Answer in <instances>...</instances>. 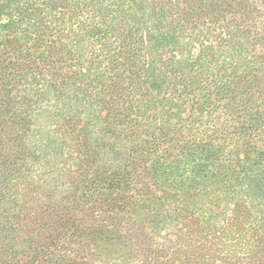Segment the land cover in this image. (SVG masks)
I'll return each mask as SVG.
<instances>
[{"label":"trees","instance_id":"1","mask_svg":"<svg viewBox=\"0 0 264 264\" xmlns=\"http://www.w3.org/2000/svg\"><path fill=\"white\" fill-rule=\"evenodd\" d=\"M42 1L57 3V0ZM116 1L120 0H112V14H119V11L125 8ZM131 1L143 3V0ZM3 2L4 0H0V4ZM86 2L91 5L93 3L91 0ZM103 3H100L102 8ZM107 3L108 1L105 5ZM56 6L54 4L53 7L57 8ZM172 7L173 10L174 7L178 9L179 14H194L201 18L207 16L212 21L235 22L237 20L235 16H241L245 22L234 30L237 32L242 29L243 32L250 33L252 41L260 46L261 56H264V0H174ZM183 10L186 11L183 13ZM99 21L83 18L78 19L77 24L87 31L91 24ZM224 27L227 32L231 30L227 22ZM234 30L232 33H236ZM121 36L116 43L117 46L112 47V52L101 49V58L105 63L101 66V72L94 70L93 75L95 78L106 75L105 90L114 94L112 101H107V105L110 106L108 113L112 123L120 127L113 128V131L109 130V140L111 139L116 147L112 146L115 148L112 150V156L108 159L103 158L101 152H105L106 143L104 139H100L102 143L97 146L100 149L98 157L85 159L93 161L96 166L86 171L88 176H93V186L84 183L88 192L82 195L74 194L73 197H69L68 192H59V188L66 181L69 183L67 191L74 185L71 178L63 180V177L74 169L72 165L65 166L64 160L61 159L63 156L61 151H65L61 150L64 149L63 140H59L60 144L57 143L61 151L52 150L50 154L48 152L46 154V147L51 146L42 142L50 133L49 143L54 140L52 135L64 134V137H67L70 132L61 129L57 124V116L69 123L73 129H77L79 124L76 123V118L79 114L68 113L70 110H66L65 105L55 104L54 109L47 110L46 115L43 112L16 117L12 112L6 116L5 112L10 107L4 97L5 94L0 92V173L5 171L11 175L18 173L12 177L0 178V264H8V259L14 260L15 255L19 253L16 248L9 249L4 245L2 240L5 237L4 231L10 229L16 234L19 230L28 234L37 232L38 228L31 227L30 221L35 224L37 217L43 212L54 216L41 231L46 240L30 238L32 249L28 245L25 250H21L23 254L28 255L25 259L18 258L16 261L20 259V262L17 264H107L102 259L88 257L82 238L87 232L91 236H96L98 234H94L95 232L104 231L103 220L112 216V212L121 219L126 218L125 221L128 223L125 226L126 235L124 234L127 243L122 249L121 247L118 249L121 253L117 256L116 251H112V264H264V204L260 200L254 202L253 198L242 192L240 176L217 179L203 174L196 180L188 173L185 175L174 163L179 153L173 150L183 136V130H186L185 133L188 135L194 128L203 131L201 138L208 136L227 140L236 145L235 148H239L245 156L243 161L240 159L238 161L244 169L241 171L248 173L263 164L260 162L261 157H264V122L261 119L264 115L263 86L256 83L247 97L242 96L247 85L253 83V80L249 79L251 73L242 69L244 64L246 66L249 63L250 57L237 63L232 55L226 68L223 62H218L217 57L212 58L216 61L214 66L216 74L212 75L210 85L219 91L220 87L222 89L221 85L225 84L224 90L240 95L241 101L234 106L243 108L240 109L239 118L235 119L231 112L224 109V105L227 104L213 102L210 99L206 102L204 99L200 100L194 93L191 97L193 102L191 112L185 117L178 114V104L172 100L169 106L165 107L169 97L181 96L176 95L180 91L176 84L166 89H170L169 97L159 98L157 93L151 91L154 89L153 81L148 80L161 73L155 71L160 66L156 62L161 57L157 58L156 62L153 60L154 53L147 48L143 32L138 31L137 25H131L129 28H123ZM48 41L54 42L55 37L48 40L38 30L33 34L14 32L11 36L0 39L1 48L6 52L2 61L7 60L0 69L6 70L12 66V71L28 68L36 71L39 64L31 48L46 45ZM71 52L73 53L61 54L40 66L44 69L51 66L52 70L48 73L52 80L48 85L58 96L66 90L69 91L72 86L80 87L77 83L86 73V66L78 65L85 59L82 54L84 52ZM198 53L191 55H195L194 58L198 60ZM238 56L243 54L240 53ZM165 59L169 60V57ZM224 68L230 70L227 78L222 80L221 77L226 74ZM107 71L109 73H106ZM57 76H60L58 81L54 80ZM191 80L188 85H191ZM155 85L158 86L156 83ZM136 86L144 89L135 90ZM92 87H87L90 93ZM128 87L132 92L126 89ZM176 90L178 91L174 92ZM126 92H131L132 95L124 100L122 95ZM252 98L255 105L249 112L250 106L247 103ZM117 99L123 102L115 103ZM102 102L105 104L103 99ZM204 103L206 104L203 105ZM143 105L145 109L142 110ZM156 106L165 118L153 122L158 115ZM194 110L198 111L197 115ZM176 116V120L171 122ZM16 124L20 125V132L5 136V132ZM173 125L175 129L170 133V127ZM121 130L122 136L118 133ZM33 131L39 132L38 140L35 139ZM31 138L36 141L29 144ZM15 146H19L20 149L17 151ZM204 149V153L200 151L199 154L192 151L188 153L191 156L203 157L205 160L203 167H209L213 164V158L217 156L215 152H208L209 147H200V150ZM232 154L229 151L227 155L232 158ZM227 155L222 156L229 160ZM29 158L38 165V168L35 170L29 166L22 168L25 160ZM97 158L101 163L96 162ZM180 161L176 160L177 163ZM171 167V170H167ZM27 171L32 174L29 176L24 174ZM79 174H82V171ZM219 182L225 185L224 194L233 199L231 207L218 211L204 204L202 200L194 198L195 195H200L203 189L198 186L199 184L206 187L208 183L211 186ZM5 194L12 201L8 206ZM39 202H42V206L39 205L35 213L29 216L28 212ZM211 203L219 208V203ZM25 217H29L30 221L20 224L19 220H16ZM112 238L119 241L116 235ZM121 261L123 263H119Z\"/></svg>","mask_w":264,"mask_h":264},{"label":"rangeland","instance_id":"2","mask_svg":"<svg viewBox=\"0 0 264 264\" xmlns=\"http://www.w3.org/2000/svg\"><path fill=\"white\" fill-rule=\"evenodd\" d=\"M86 1L87 0H57V3H44L42 0H4V2L0 4V39L3 40L11 36L14 32L17 34H33L35 30L41 31L43 37L48 38V40L55 37L54 42L48 41L46 45L31 48L33 56L39 64L36 71L29 68L21 71H12L13 67L11 65H9L11 67H8L6 70L0 69L1 71L3 70L0 72V92L5 94L4 97L8 100V107H10V109L5 112L6 116L12 112H14L12 115L16 117L29 113L34 115L35 113L43 112V114L46 115L48 112L47 110L54 109L53 106L55 104L65 105V109L70 110L68 113L74 112L79 114L76 118V123L79 124V128L77 129H73L69 123L57 116V124L60 125L61 129L70 131L67 137H64V134H55L52 135L54 142L51 141L49 143L48 139H50V133L46 136L47 139L42 141L45 145L51 146L46 147V154L52 150H57L59 152L65 150L61 151V154H63L61 159L64 160L65 166L72 165L74 168L72 172L63 177V180L71 178L74 182L73 184L77 186L71 185L68 189L69 191H67L66 187L69 183L66 181L59 188V192H68L69 197H73L74 194L79 196L88 192V190H85L86 187L84 183L93 186V176H88L86 171L92 170L96 164L93 163V161H85V159L89 157H98L97 153L100 149L97 148V146L102 143L100 139H104L106 143L105 152H101L103 158L108 159L112 156V150L115 149L112 148L115 144H112L113 141L111 139L109 140V130L120 127L112 123V119L108 113L110 106L107 105V101H112V96H114V94L112 95L111 91L105 90V84L107 82L106 75H102L99 78H95L93 75L94 70L101 72V66L105 63L101 58V49L106 52H112V47H116L117 41L122 37L123 28L125 29L129 28L131 25H137L138 31L143 32L145 43L148 44L147 48L151 49V52L154 53L153 60L156 62V59L161 57V59L156 62L160 66L155 70L161 73L155 74L148 80L150 82L153 81L154 89L151 91L157 93L159 98L162 96L165 98V96L167 97L169 95L170 90L166 89L176 84V87L180 91L176 90L174 92L178 91L176 95L181 96H174L173 98L168 96L169 98L165 107H168L170 100H172V102L178 104V114L182 116L187 117L189 112H191V105H193L191 97L194 93L200 100L204 99L207 102L210 99L213 102L219 101L221 104H227V106L224 105V109L231 112L235 119L237 117L239 118L238 114H240V109L243 110V108H235L234 106H237V103L241 101L240 95H234L230 91L227 92L224 90L225 84L221 85L222 89L220 87L219 91H216V89L210 85L212 75L216 74L214 70L216 61L212 59L213 57H217L219 60L218 62H223L225 68L227 67V62L232 58V55H234V60L237 63L242 59L246 61L247 57H250L249 63H247L246 66L244 64L242 69L251 73L249 79L253 80V83L247 85L242 96L247 97L256 83H259L264 89V56H261L259 52V44L252 41L251 34L247 31L243 32V30L240 29L236 32L234 30V28L243 25V22H245L241 16H235L238 22H234L230 20L212 21L209 20L207 16L201 18L194 14H179L178 9L174 7L173 10L172 6L174 0H143V3H133L131 0H125L124 2L120 0L116 2L125 8L121 9L119 14H112V0L102 1L104 2L103 8L101 7L102 5H100V3H102L100 0H91L93 2L92 5L88 4ZM107 1L108 3L105 5ZM123 3L125 4L123 5ZM54 4L57 5V8L53 7ZM185 11L186 10H183L182 12L184 13ZM182 15H184L185 18L182 19ZM201 15L203 14H200V16ZM83 18L100 21L96 24H91L89 30L86 31L77 24V20ZM226 22L231 26V30L228 31L229 33L224 27ZM2 23L8 25H2ZM112 24H115V26H112ZM119 24H121V28H119ZM116 25L117 28H115ZM12 30H14V32H11ZM233 30L236 33H232ZM71 51H77L79 53L84 52L82 54L85 59L78 65L84 64L87 68L85 70L86 73H84L77 83L80 87L75 88L72 86L69 91L66 90L58 96L48 85L52 80H50L51 76L48 73L52 70L51 66L46 69L40 66L49 63L47 62L48 60L58 58L61 54L73 53ZM5 53L6 52H4V49L2 50L0 45L1 68L2 65L7 62L6 59L2 61ZM191 53H198V60H196L194 58L195 55L192 56ZM240 53H242L243 56H238ZM89 55H91L90 59ZM165 57H169V60L165 59ZM88 59L91 60V62ZM77 69L79 68H76V70ZM170 70L174 71L171 72ZM229 70L230 68L225 70L226 74H223L224 76L221 77L222 80L227 78L226 75ZM106 73L109 72L107 71ZM253 74L256 75L253 76ZM59 78L60 76H57L54 80L58 81ZM190 79H192V86L188 85ZM155 83L158 84V86L155 85ZM97 85H99V90L96 88ZM90 86L94 87V89L93 87L91 88V93L90 90H87V87ZM141 88L144 89V87L136 86L135 90H141ZM126 89L130 90L129 87ZM130 91L132 92V90ZM131 92H126L122 95V97L125 98L124 100H126L127 97H131ZM100 94H102V96H100ZM183 95H187L188 97H184ZM102 99L105 104L102 102ZM27 102L28 104H26ZM114 102L120 104L123 100L117 99ZM205 104L206 103L203 105ZM262 104L264 110V103ZM247 105L250 106L248 110L250 112L255 105L254 98L250 99ZM141 109H145V105H143ZM156 109L158 110V115L157 119L153 120V122H158V120L165 118L163 114H160L158 106H156ZM197 114L198 111H196V115ZM41 117H43V115ZM176 118L177 116L171 119V122H173L172 120H176ZM41 119L44 120V118ZM261 119L264 122V115L261 116ZM19 129L20 125L16 124L10 128L7 133L5 132V136L14 135L20 132ZM174 129L175 126L173 125L170 127L169 132L171 133ZM185 132L187 131L183 130V136L179 139L177 145L173 147V150L179 153V155H176L174 163L177 164L182 173L185 175L188 173V175L194 177L196 180L198 177H202L203 174L213 176L217 179L240 176L242 179V192L255 200L252 201L257 202L260 200L264 204L263 156L260 159V162L263 163L262 165L260 164L254 170L245 173L241 171L244 169L238 164L239 159L243 161L245 156L239 148H235L236 145L232 142H227V140L223 139H213L208 136L201 138L203 131H198L194 128L189 131L190 133L188 135ZM34 133L36 135L35 139L38 140V137H40V135H38L39 132L33 131V134ZM118 133L120 136L123 134L122 130L118 131ZM115 135L116 134L113 135L114 138ZM63 138H65V140ZM35 139L31 138L29 144L34 143L36 141ZM59 140H63L62 144L64 145V149L60 150L57 147ZM201 146L209 147L210 150H208V152L216 153L217 157L213 158V164L209 167H203L205 163L203 157L199 155L191 156L188 153L189 151L197 154H199V151L204 153L205 149L203 151L200 150ZM15 147L17 151L20 149L19 146ZM229 151L233 153L231 155L232 158H230V155H227ZM186 152L188 154H186ZM223 154L227 155L229 160L223 158ZM178 159L181 161L177 163L176 160ZM97 161L98 158L96 159V162ZM97 163H101V161ZM22 166V168L25 166L32 167L33 170L38 168V165L33 163L30 158L26 159ZM171 169L172 167L167 170ZM80 171H82V174H79ZM14 174L11 175L6 171L1 172L0 178L4 176L12 177ZM24 174L29 176L32 172L27 171ZM198 186L203 189L200 195L197 194L194 198L202 200L207 206H211L214 210L218 211L232 206L233 199L224 194V183L219 182L211 186L208 183L209 187L207 185L204 187V185L202 186L200 184ZM257 196L260 197V199ZM5 197L7 206L12 204L9 196L5 194ZM43 198H45V196H43ZM211 202L219 203V208ZM39 205L42 206V202H39L37 206L28 212L29 216L35 213ZM112 214V216L103 220L102 229L104 231L100 230L101 232H95L94 234H98L96 236H91L89 232H87L82 238V243L85 246V252L88 253V257L102 259L107 264H112V251H116L117 256L121 253L118 249L120 247L122 249L127 243V237L124 236V234L126 235L125 226L128 224L125 221L126 218L121 219L120 216H116L117 214L114 212H112ZM53 219L54 216L45 212L37 217L35 224L30 221L29 217L16 219L19 220L18 222L20 224L30 221V226L38 228V231L29 234L26 232L21 233L20 230L18 234L10 229L4 231L5 237L2 238L4 245L9 249L16 248L19 250L14 260L8 259V264H17L20 262V259L16 261L18 258L25 259L27 257L28 254H23L21 250H25L28 245L30 249H32V243L29 241L30 238H36L39 241L46 240V237L43 235L44 233H41V231L43 230V226H47L48 222ZM87 226H89L88 221ZM113 235H116L119 241L114 240L112 238ZM22 240L26 241L22 242ZM125 247L127 248V246ZM119 263H123V261Z\"/></svg>","mask_w":264,"mask_h":264}]
</instances>
